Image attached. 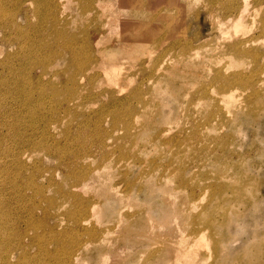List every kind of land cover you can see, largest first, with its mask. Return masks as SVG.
<instances>
[{"label": "rangeland", "instance_id": "obj_1", "mask_svg": "<svg viewBox=\"0 0 264 264\" xmlns=\"http://www.w3.org/2000/svg\"><path fill=\"white\" fill-rule=\"evenodd\" d=\"M87 1L89 0H57L58 8L63 12V17L57 16L59 26L62 30L75 34L80 40L90 38L91 47L97 48L101 55L93 53V49L89 54L93 59L94 56L99 59L105 57L107 62L91 71V74L96 75L91 87L86 82L79 84L78 95L81 98L87 95L92 99H87L86 110H77L81 115L73 114L63 121L56 138L67 142L81 136L83 144L93 154L92 159H86L82 164L94 168L101 161L111 169L108 171L109 177L101 180V183L91 181L85 189H75V193L82 199L97 202L101 207L100 209L98 206L99 211L93 215L90 223L102 232L99 243L92 244L88 249L75 247L79 255L77 264H167L169 261L170 264H190L185 257L170 259L169 251L164 253L174 234V230L170 229L171 210L169 212L166 207H170L173 201L188 198L187 190L170 192L172 188H169V191L160 193V186L157 185L166 164H170L178 177H185L189 187L194 188L196 195L203 198V204H196L198 210L195 209L194 213L187 216L184 226L195 220L194 215L205 210L209 201L212 204L208 208V217L199 219L198 227L204 228L206 220L213 219L212 232L207 231L206 236H212L216 240V251L208 241L202 245L200 242V246L195 245L197 248L194 252L199 257L197 264H264V75L257 78L258 82L254 81L255 86L250 85L246 89L234 87L221 96L217 95L215 89L211 92L209 87L207 99L199 96L198 90L210 85L214 70H224L223 73L227 75L233 72L250 75L249 69L252 68V64H248V58H218L211 64L209 59L206 62L200 57L197 60L180 55L187 45L195 46L199 42L198 37L202 41L207 40L209 48L217 47L220 50L232 41L227 40L225 34L221 37L219 31L211 30L210 20L203 11L206 8L205 0H115V3L114 0H103L106 6L98 5L96 0L91 8L87 7ZM121 1L125 2L120 5L121 11L116 10ZM248 2L250 8L248 7L247 17L244 18L248 28L244 37L239 38H252L257 41L254 47H264L263 35L257 30L258 20L264 13V3L255 4V0ZM122 13L126 25L115 28L116 21H121ZM100 38L102 42L97 44ZM121 38L129 40V45L119 46L118 43L123 40ZM14 50V47L0 48V60L6 52L12 53ZM234 61L243 62L244 69L236 67ZM227 63L230 65L226 66ZM114 64L120 68V76L116 77L117 80L111 76L112 80H109L104 71ZM64 69L61 63L52 68L56 73ZM158 81L159 85L156 83ZM58 90L63 94L62 99H73V96H67L68 92L61 85ZM44 94L50 95V92ZM160 94L163 96L158 97ZM137 95H142V101L136 99ZM249 96L251 101L248 100ZM112 97L120 101L126 98L125 107L129 106L134 110L129 125L125 123L128 118L123 121L122 112L118 111L110 116L106 111L101 117V130L90 124L83 131V117L103 106L109 107ZM165 97H168L166 101ZM217 107L219 118L208 120L209 114L217 111ZM66 127L70 129L69 136L65 134ZM195 128L197 132H194ZM99 131L102 132V137ZM164 132L169 134L159 138ZM162 142L166 145H162ZM72 145L77 150V141H73ZM2 160V165L8 163L7 160ZM56 166L55 160L46 159L42 153L28 155L24 158L26 169L22 171L20 180L24 181L28 176L34 175L36 178L39 176L35 181L40 186H48L47 180L50 179L54 183H61L63 176ZM11 168L13 173L17 172L15 167ZM52 170L55 171L52 173ZM123 180H128L135 191L141 189L140 192H134V195L124 192ZM73 181L75 178L71 177L69 182L61 184L63 189H69L68 183L72 184ZM173 184V188L177 189L176 184ZM110 186L119 192L115 198L118 201L112 203L114 199L103 204L102 196L105 192L109 193ZM213 190L220 193L212 196ZM32 191L26 193L31 195ZM46 193L53 199V204L42 202L41 206L48 208L56 216L55 224L62 223L64 226L67 214L73 208L71 199L59 197L51 188L46 189ZM186 204L188 208V200ZM20 228L23 232L24 226ZM175 229L179 239H184V236L189 238L190 233L186 228L184 231L181 227ZM43 232L45 231L40 233ZM44 237L49 239L50 235L46 233ZM86 239L82 237L80 242ZM30 244L25 240L26 247L20 252L15 246L12 247L9 251L10 263L43 264L40 258L31 262L24 259L29 255L38 256V248ZM55 248L53 244L47 246L48 251H54ZM160 256L165 262H160Z\"/></svg>", "mask_w": 264, "mask_h": 264}, {"label": "bare ground", "instance_id": "obj_2", "mask_svg": "<svg viewBox=\"0 0 264 264\" xmlns=\"http://www.w3.org/2000/svg\"><path fill=\"white\" fill-rule=\"evenodd\" d=\"M205 1L206 8H203V11L210 20L211 30L213 32L219 31L221 37L225 34L226 36H224L226 39L232 41L220 50L217 47L209 48L207 40L202 41L201 37H198L197 40H199V42L196 43L195 46L191 44L187 45L180 55L187 59H197L200 57L206 62L209 59V63L211 64L218 58H230V60L231 58L235 60L248 58L250 59L248 64L251 63L252 68L249 69L250 75L243 72H233L227 75V73H223L224 70L223 72L221 69L214 70L210 85L202 86L198 90L199 96L202 99H207L209 87L212 89L211 92L215 89L217 90V95L223 96L234 87L246 89L250 85L255 86L254 81L258 82L257 78L261 74L264 75V47H254L257 41L252 38H239V36L244 37L248 28L244 22V18L250 8L249 0ZM115 2L114 0L113 3ZM95 3L96 0H89L87 1V7L91 8ZM122 3L124 4L125 2H118V9H116V7L115 9L121 11ZM254 3L263 4L264 2L263 0H255ZM97 4L100 6L107 5L103 0H97ZM59 10L57 0H0V48L14 47L15 49L12 53L6 52V55L0 60V161L2 159L3 162L6 160L8 161L7 164L3 163V165L0 163V264H11L9 260V254L11 252L9 251L15 246L20 252L22 248L26 247V245H24L25 240H28L31 243L30 245L38 248L37 257L30 255L24 257L27 262H31L35 260V258H40L43 260V264H77L76 260L79 255H77L76 251H78L79 248L88 249L89 246L99 243L100 239H102V232L95 229L90 223V220L93 219V215H96L97 211H99V204L97 202H88L82 199L81 196L75 193V189H85L89 185L88 182H100L104 180V178L109 177L110 174L108 171L111 167L101 161L94 168L89 165L84 166L82 162L86 159H92L93 154L90 152L89 148L83 144L84 142L81 140V136L67 142L57 140L56 136L60 134L62 123L67 117H72L73 114L79 116L81 114H79L77 110H86L87 104L85 105V103L88 98L92 99V97L86 95L81 98L77 92L78 86L86 82V84L91 87L94 76L96 77V75L91 74V71L94 68L105 65L107 59L105 57L99 59L96 58V56H94L93 59L92 55L89 54L90 51L92 52V49L94 50L93 53L99 56L101 52L97 48L94 49L91 47L90 38L84 37L80 40L75 34H70L60 28L57 16L63 17V12ZM254 11H252V13ZM125 25L126 20L122 13L121 21H116L115 28H123ZM257 25V30L264 38V13L258 20ZM121 39L123 40L118 43L119 46L123 47L129 45V40L126 38ZM101 42V38L97 40V44ZM57 63H61L65 67L60 73H56L52 70L53 65ZM242 63L243 62L234 61L236 67H243L244 69L245 64L243 65ZM190 64L193 65L192 63ZM227 64L225 65H230V63ZM114 65L117 66L116 64ZM114 65L104 71L106 78L109 80H112L111 76L112 78L114 76L116 79L119 75L120 68ZM108 66L109 65H106V67ZM238 68L237 70L240 69ZM227 69L229 68L227 67ZM234 69L236 70L235 67ZM226 70L225 72H227ZM57 80L60 82L58 81V83ZM156 83L159 85V81ZM262 84H264V82ZM59 85L68 92L67 96H73V99L70 100L67 99V97L62 99L63 94L58 90ZM44 92H50L51 96L44 94ZM160 96L163 95L160 94L158 97ZM168 97H165L164 101H166ZM112 98L109 107L103 106L98 111L83 117L84 123L81 124L83 131L85 128L88 129L90 124H93L96 128L101 130V117L106 111L110 116L117 114L118 111H120V113L122 112V118L124 117L123 121H126V118H128V122L125 123H127V126L129 125L134 110L129 108V106L125 107L124 103L125 100H127L126 98L121 101ZM163 98L164 97H162V99ZM250 98L251 96H249L248 100L251 101ZM136 99L142 101L140 100L142 99V95H137ZM159 99L161 100V98ZM169 101L170 100H168V102ZM90 102L91 101H88V103ZM168 102L164 103L167 104ZM228 103H230L229 99ZM45 107H47L46 110ZM219 115V108L217 107V111L209 114L207 119H217ZM68 127L70 128V124H68ZM69 128L66 127L65 131V134L68 136L70 133ZM193 130L197 132L196 128ZM99 134L100 137H102V132ZM168 134L169 133L166 134V132H164L162 135H159V138ZM200 135H202V133ZM73 141H77L78 143L77 148H75L77 150L73 149ZM4 143L7 144L5 145ZM163 144L166 145V143L162 142V145ZM101 149H103V145ZM39 153L44 154L46 159L55 160L57 162L56 168L61 171L63 176V181L61 183H54L52 179H50L47 180V182H49L48 186H40L35 181L39 176L36 178L34 175L25 178V182L20 180L22 171L26 169L24 168V158L28 155H38ZM11 166L17 169L16 173H13ZM47 170L49 171V169ZM163 170L157 185L160 186V188L158 187L160 193L165 190L169 191V188H172L170 192H182L181 190L188 191V198H186L188 200V208H186V199H179L177 202L173 201L170 207H166L169 212L171 210L172 216H170V222L172 226L170 223L169 225L171 226L170 229L174 230V234L171 236L170 246L167 247L164 253L169 251L170 259L185 257L190 264H197L199 262V257L197 253L194 252V249L197 248L195 245L200 246V242L202 245V243L208 241L212 244L213 250L216 251V240L212 236L210 238L206 236L207 231L210 233L212 232L211 227L214 224L213 219L208 218L206 220L207 224L205 223V227L202 229L199 228L200 226L198 224L199 219L203 220L208 217V211L210 210L208 208L211 207L212 204L209 201V206L202 212L194 215L195 220H191L184 226V220L189 214L191 215L192 212L194 213L197 206L196 204L201 202L203 198L201 199L196 195L194 188L189 187L185 177H178L176 175V172L170 164H166ZM54 171L55 170H52V173ZM71 177H73V179L75 178V181H73L72 184L68 183L69 189L65 191L63 189L64 186L61 184L69 182ZM123 182L124 192L129 194H133L134 192L136 194L137 191L140 192L141 189L135 191L134 186L129 185L130 183L128 180H123ZM173 182L176 184L177 189L173 188ZM49 188H51L55 194L59 195V197H63L66 200L71 199L73 208L68 212V218L64 226H62V223L55 224L54 219H56V216L50 213L48 208L45 209L41 206L42 202L50 205L53 204V199L46 193V189ZM30 190L34 191H32L31 195L26 193V191ZM108 190L109 193L105 192L102 196L103 204H106L109 200L113 201L119 195V192L112 186L108 187ZM141 192L143 193L144 191ZM126 193L124 195H126ZM218 193H220V191L215 192L213 190L212 196H216ZM169 198H172V196ZM217 198L219 197L213 199ZM116 201L118 200L115 199L112 203ZM201 204L203 203L201 202ZM162 208L160 207V209ZM196 210H198V207ZM164 213H166V211ZM51 221H53L54 224H51ZM21 226H24L23 232L20 230ZM177 227H181L182 231L186 228L190 233L189 238L184 236V239H179V235H176L177 229L175 228ZM42 230L45 232L40 233ZM46 233L50 235L49 239L44 237ZM82 237H86V241L80 242ZM181 238H183V235ZM48 244H53L56 247L55 250L48 251ZM75 247L79 248L75 249ZM26 251L28 252V247ZM21 257H23V255H21ZM159 260L160 262H165L162 256H160ZM167 264H170V261Z\"/></svg>", "mask_w": 264, "mask_h": 264}]
</instances>
